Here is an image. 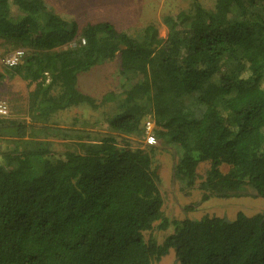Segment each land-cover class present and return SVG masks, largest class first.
I'll use <instances>...</instances> for the list:
<instances>
[{
    "label": "trees",
    "instance_id": "1",
    "mask_svg": "<svg viewBox=\"0 0 264 264\" xmlns=\"http://www.w3.org/2000/svg\"><path fill=\"white\" fill-rule=\"evenodd\" d=\"M163 23L166 37L155 24L140 35L106 21L80 30L45 0H0V46L25 49L4 69L34 85L29 120L0 117V264H153L171 249L178 264H264L263 215L170 221L155 149L133 145L150 116L185 187L209 163L202 200L247 188L264 198V0H193ZM116 59L118 84L97 103L79 76ZM105 104L114 106L96 123L105 131L52 123ZM171 225L162 243L144 240Z\"/></svg>",
    "mask_w": 264,
    "mask_h": 264
},
{
    "label": "rangeland",
    "instance_id": "2",
    "mask_svg": "<svg viewBox=\"0 0 264 264\" xmlns=\"http://www.w3.org/2000/svg\"><path fill=\"white\" fill-rule=\"evenodd\" d=\"M55 11L73 17L77 20L80 30L89 22L106 21L119 30H126L131 35L141 34L148 24L158 27L159 35L166 37L168 28L163 23V16L174 14L180 10L189 9L193 0H45ZM204 5L212 7L214 0H200ZM78 39L70 45H76ZM24 49V48H23ZM25 50V49H24ZM0 46V59L9 53ZM118 59L93 67L90 71L79 76V88L86 94L94 97L100 103L105 92L118 84ZM4 66L0 63V96L8 99L11 106V117H21L29 120L27 116L28 96L34 85H29L19 76H8ZM112 104H105L98 108L89 106L73 107L55 115L52 123L60 127L86 129L87 131H105V128L96 124L103 119L104 112L113 111ZM199 115V114H198ZM54 124V123H53ZM157 135V134H156ZM6 138V135H2ZM52 148L59 152L66 151L70 140L61 137H50ZM133 145L145 147L143 135L133 137ZM76 142V141H75ZM153 166L157 167L159 174V188L163 198L162 210L170 220L184 218L198 219L203 216H217L233 220L239 212L248 216L261 214L264 216V198L256 195L251 188H247L242 195L222 198L213 196L202 200L203 191L198 187L200 181L206 176L209 168L208 162H202L198 167L199 178L193 187H185L174 175V165L178 154L174 148L164 146L157 137V143L152 145ZM229 166L223 164L222 171L226 172ZM173 232L171 225L167 230L153 229L143 233L145 241L154 238L158 243ZM153 264H178L173 249Z\"/></svg>",
    "mask_w": 264,
    "mask_h": 264
},
{
    "label": "built area",
    "instance_id": "3",
    "mask_svg": "<svg viewBox=\"0 0 264 264\" xmlns=\"http://www.w3.org/2000/svg\"><path fill=\"white\" fill-rule=\"evenodd\" d=\"M25 55L23 48H16L0 59L5 67H14L18 65ZM11 115V106L8 99L0 96V117L6 118ZM157 124L152 117H147L143 122V137L145 144L148 146L157 143Z\"/></svg>",
    "mask_w": 264,
    "mask_h": 264
},
{
    "label": "water",
    "instance_id": "4",
    "mask_svg": "<svg viewBox=\"0 0 264 264\" xmlns=\"http://www.w3.org/2000/svg\"><path fill=\"white\" fill-rule=\"evenodd\" d=\"M122 47H124V46H122ZM225 220H228V219H225ZM228 221H230V220H228Z\"/></svg>",
    "mask_w": 264,
    "mask_h": 264
}]
</instances>
